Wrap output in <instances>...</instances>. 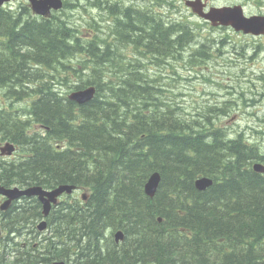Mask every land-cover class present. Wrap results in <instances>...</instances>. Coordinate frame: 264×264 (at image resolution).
<instances>
[{
  "label": "trees",
  "instance_id": "16d2710c",
  "mask_svg": "<svg viewBox=\"0 0 264 264\" xmlns=\"http://www.w3.org/2000/svg\"><path fill=\"white\" fill-rule=\"evenodd\" d=\"M3 11L0 92L11 109L0 108V142L14 143L22 155L0 157V185L71 184L89 197L54 207L43 233L35 198L0 211V264H264V175L252 170L264 164V148L212 127L229 109L185 113L165 94L170 84L148 75L150 67L141 72L119 56L121 69L96 66L104 62L100 44L88 50L61 15L25 24L26 13ZM143 19L137 27L127 20L124 29L140 32L144 57L150 53L157 64L171 57L175 69L209 56L203 48L182 56L192 39L186 23L158 19L164 32ZM119 42L118 52L128 45ZM90 85L95 97L80 106L58 91ZM153 172L161 180L150 198L144 186ZM200 176L213 181L205 191L194 187ZM118 230L124 240L117 245Z\"/></svg>",
  "mask_w": 264,
  "mask_h": 264
},
{
  "label": "rangeland",
  "instance_id": "374dc122",
  "mask_svg": "<svg viewBox=\"0 0 264 264\" xmlns=\"http://www.w3.org/2000/svg\"><path fill=\"white\" fill-rule=\"evenodd\" d=\"M247 6L252 12L261 10L260 8L264 10V0H248ZM160 9L162 12L167 10ZM71 14L74 16L65 17L77 19L79 15L76 11ZM187 16L189 20L184 22H189L192 26L193 29L190 27L188 29L192 32L193 40H189V45H184L187 49L186 57L189 56L191 49L196 51L203 44L210 54L207 52L209 56L206 55L207 58L203 62L195 63L189 59L190 62L177 66L176 74H173L169 68V64L173 62L172 58L164 57L156 67H152L157 73L156 78H161L160 82L164 86L172 84L171 93L166 95L171 98L172 104L178 106L179 103L185 113L197 115L199 111H207V107L211 105L219 109H229L226 116L211 120L214 121L212 127L222 129L232 137L244 134L247 141L255 142L264 148V100L260 99L262 94L260 77L264 74V37L246 36L230 28L212 29L201 20L189 14ZM70 40L74 43L73 39ZM104 44L102 42V45ZM106 49L108 50L105 56L101 58L105 59L106 63L100 62L96 66H108V60L115 59L110 63L120 66H114V69H121L123 65L117 59L118 55L112 53L110 46H106ZM145 60H149L148 57ZM145 60L140 58L139 65L147 66ZM142 66L141 72L145 70ZM149 74L152 72L149 71ZM58 91L66 94L69 88ZM0 104L11 103L1 97L0 93ZM5 109L11 108L5 107ZM17 109H21L20 104H15L12 110ZM16 157L15 154L12 156V158ZM81 195L82 193H79L78 197Z\"/></svg>",
  "mask_w": 264,
  "mask_h": 264
},
{
  "label": "flooded vegetation",
  "instance_id": "af4514ba",
  "mask_svg": "<svg viewBox=\"0 0 264 264\" xmlns=\"http://www.w3.org/2000/svg\"><path fill=\"white\" fill-rule=\"evenodd\" d=\"M62 1L64 2V0ZM147 1L153 3V7L151 9L147 8L146 6ZM158 1H162L165 7L168 4H171L175 8H172L170 11L164 10V12H162V10L156 6V2ZM103 2L104 5L105 4L107 5L105 6L106 9L109 10L111 7L108 4L107 0H103ZM247 2L248 0H113V4L117 9V11L114 14L115 16L113 17L107 15V18L103 19L104 16L102 15L103 12L101 10L92 11L91 8L88 7L86 8L85 15L84 17H82V19L79 18L75 19L73 17L70 18L69 21L72 23L74 29L77 31V38H83L87 41L86 48L88 50L93 51L94 43H99V44L101 43L100 45L105 47L104 49L106 52L108 50L106 49V46H110L113 54H117L122 59H127L128 63L141 64L139 59L140 58H144V60L146 59V57H144V54L147 50L148 44H140L139 37L141 36V34L140 32H137V30H135L136 28H133L131 32L126 31L124 29L127 20L133 19V24L135 27H137V22H136L137 19L146 18L143 19L145 24H150L151 25L150 27L152 28L157 27L165 32V31H169V28L163 25L164 20L176 19L182 21L186 19L185 16L188 14L191 17L196 18L197 20H201L203 23L209 25L208 22L202 18V14H207L208 11L212 9L239 7L241 8L242 13L246 17L264 16L263 8H260L261 10H258L256 12H252L251 10H249V7L247 6ZM260 3L263 4V2ZM67 5L68 3L66 2L65 7ZM4 9L5 11L16 9V12H18V14H13L15 15V18H18L22 14L26 13V16L21 19L25 24H29L30 19H32V23L37 22L36 19L32 18L33 13L31 10V6L28 3V0H24L23 3H20L17 0H13L12 2L3 4L0 10L3 11ZM196 9H199L200 12L196 11ZM53 11L54 10L50 9L46 18L41 16L39 18L41 19L44 18L43 20L49 21L51 20V18L57 17L58 13ZM176 11L178 12L180 11V13H176ZM134 13L137 14V17H134ZM63 14L64 16L66 15H69V17L73 16L68 11ZM33 16H35V14ZM147 17L150 18L153 22L148 23ZM187 18H189V16H187ZM100 19L103 21H101ZM158 19H161L163 21ZM176 23L178 22L176 21ZM117 30L121 32L120 33L121 38L118 40H113L111 38V35H113ZM196 34L198 33L196 32ZM102 41L105 43L104 45H102ZM119 41L128 43V47L125 52H123L124 51L123 49H120L118 52V48L116 44H118ZM182 50H183L182 56L186 57L185 54L187 49L184 48ZM146 55L148 56L149 59L147 61L145 60L147 62V66L148 67L157 66V63L153 61L155 59V56H152L150 53L149 54L147 53ZM108 61L109 63L107 67H112V66L120 67L113 63H110V61L114 62L115 59ZM261 90H262V95H264V74L263 77H261ZM78 192L79 191L74 192L72 196H75ZM73 200L76 201V198L74 197Z\"/></svg>",
  "mask_w": 264,
  "mask_h": 264
},
{
  "label": "water",
  "instance_id": "95a60500",
  "mask_svg": "<svg viewBox=\"0 0 264 264\" xmlns=\"http://www.w3.org/2000/svg\"><path fill=\"white\" fill-rule=\"evenodd\" d=\"M9 0H0V6ZM57 1V5L55 7H60V1ZM52 6L49 0H40V1H32V9L36 14H44L45 11ZM196 11L200 12L199 9ZM203 17L207 18L211 21L213 25H224V26H232L236 31H242L245 34H252L254 36L264 34V17H251L245 18L242 14L241 8L237 7L234 10H213L209 14H202ZM94 97V88L90 87L85 90H80L73 92L68 96V99L77 103V104H86L89 103ZM15 150V147L9 143L5 144L4 147L0 148L2 155H11ZM253 171L255 173L264 174V165L260 163H256L253 165ZM161 177L160 174L155 172L148 179L144 191L145 194L153 198L156 190L159 186ZM212 179L208 177L198 178L194 186L198 191H205L212 185ZM74 189L73 186H59L54 190L48 192L42 189L41 187H30L29 191H23L18 188H4L0 186V195L4 196L6 200L0 206L1 211L8 210L13 202L24 199V198H32L37 197L39 202L42 204L43 208V216L46 217L52 205L57 204V197L60 196L63 192H67L68 194ZM46 226V222L43 220L38 229L40 231L44 230ZM123 236L120 234H116V241L122 239ZM54 264H65L64 262H56Z\"/></svg>",
  "mask_w": 264,
  "mask_h": 264
},
{
  "label": "bare ground",
  "instance_id": "6f19581e",
  "mask_svg": "<svg viewBox=\"0 0 264 264\" xmlns=\"http://www.w3.org/2000/svg\"><path fill=\"white\" fill-rule=\"evenodd\" d=\"M18 2H20V3H23V1L24 0H17ZM67 3H68V5L66 6V10L71 14L72 12H74V11H76V12H78L79 13V15H78V17L77 18H79V19H82V17H84V15H85V10H86V8H91V10L92 11H97V10H101L102 12H103V16H104V18L103 19H106L107 18V15H109L110 17H113V16H115L114 14H115V12L117 11V9L115 8V6H114V4H113V0H107V2H108V4L110 5V9L108 10V9H106V7L105 6H107L106 4L104 5V2H103V0H65ZM54 4H55V6L57 5V1H54ZM98 4L100 5V8L98 7ZM164 3L162 2V1H158V2H156V6L158 7V8H162V9H167L168 11H170L172 8H175L174 6H172L171 4H168L166 7L163 5ZM146 6H147V8H149V9H151L152 7H153V3H151L150 1H147L146 2ZM109 7V6H108ZM5 10V9H4ZM10 13H14V14H18V12H16V9H13V10H10L9 11ZM56 12L58 13V15H57V17H60V15H61V17L63 18V20L64 21H66L67 22V24L69 25V29L72 31V33L73 32H75L76 34H77V31L75 30V29H73V25H72V23L69 21V19L67 18V17H65L64 16V14H63V10H62V8L61 7H56ZM112 13H113V15H112ZM176 13H180V11L178 12V11H176ZM26 16V15H25ZM74 16V15H73ZM32 17H36V16H32ZM39 17L40 16H38V17H36L37 19H39ZM42 17V16H41ZM186 17V19H184V20H189L188 18H187V15L185 16ZM52 19V18H51ZM101 20V19H100ZM184 20H176V19H171V20H169V19H166V20H164V22L165 21H168L167 22V24H171V22H184ZM101 21H103V20H101ZM100 21V22H101ZM184 23H186L190 28H192V26L190 25V23L189 22H184ZM189 23V24H188ZM102 26H103V24H102ZM111 38L113 39V40H117V38L115 37V35L113 34V35H111ZM83 39V38H82ZM85 40V39H84ZM225 42V41H224ZM71 43H72V41H71ZM70 43V44H71ZM120 43V42H119ZM101 44V43H100ZM102 46L100 45V48H101ZM126 47V49H127V47H128V45H126L125 46ZM126 49H125V51H126ZM253 49V48H252ZM103 54H102V57H103V55L105 56V54H106V51H105V49H104V47H102L101 48V50H100ZM124 51V52H125ZM222 53V52H221ZM142 59H144V58H142ZM104 63H106V60L104 59ZM114 67V66H113ZM175 69H171V71H172V73L173 74H176L177 73V67H176V65H175V67H174ZM149 71H151L152 72V74H149ZM154 74H155V72L153 71V69H152V67H150L149 68V70H148V75H151L152 77H154ZM170 84V89L172 88V84L171 83H169ZM72 93V91H68L67 92V96H69L70 94ZM166 93H171V91L169 90L168 92H166ZM165 93V94H166ZM260 99L261 100H264V95H261V97H260ZM178 106L180 107V104L178 103ZM216 108V107H215ZM152 175V174H151ZM150 175V176H151ZM150 176H149V178H150ZM148 178V179H149ZM148 179H147V181H148ZM147 183V182H146ZM146 183H145V185H146ZM62 185H64V184H62ZM80 188V187H79ZM144 188H145V186H144ZM29 187H27V188H25V189H23V191H29ZM82 189H84V188H82ZM84 190H86V189H84ZM115 234H120L121 236H123L124 237V232L122 231V230H118V231H116L115 232Z\"/></svg>",
  "mask_w": 264,
  "mask_h": 264
}]
</instances>
